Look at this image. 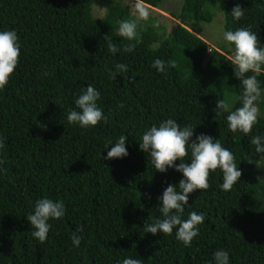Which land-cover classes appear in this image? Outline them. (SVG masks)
I'll return each instance as SVG.
<instances>
[{"label": "trees", "instance_id": "trees-1", "mask_svg": "<svg viewBox=\"0 0 264 264\" xmlns=\"http://www.w3.org/2000/svg\"><path fill=\"white\" fill-rule=\"evenodd\" d=\"M162 1L142 0L152 7ZM95 4L104 7L100 18L93 14ZM134 4L0 0V31L15 30L21 45L18 66L0 89V264H122L125 258L215 264L220 249L228 252L229 264H264V153L251 144L253 136L264 135V73L258 77V122L247 135L233 133L227 115L241 106L242 85L223 49H210L194 33L218 11L224 32L250 26L264 47V0H183L170 32L159 25L158 35L153 29L145 33L140 21L137 39L129 41L119 34L118 22L136 19ZM237 4L245 10L238 21L231 15ZM107 37L120 51H108ZM129 44L136 47L125 52ZM157 58L166 62L164 73L152 67ZM168 61L175 67H167ZM118 63L128 65L127 71L109 79L108 69L115 71ZM88 85L101 93L97 104L106 121L81 128L69 124L67 114L79 111L75 100ZM219 99L229 107L216 116ZM167 119L194 127L189 143L202 133L218 139L242 172L230 191L222 190L218 168L207 190L189 194L182 219L193 211L205 217L190 247L176 239V229L164 235L144 227L163 218V191L169 184L178 188L183 179L175 168L155 170L139 148L144 131ZM121 134L127 136L128 156L104 159L108 142ZM190 160L189 150L184 162ZM43 198L63 201L65 216L49 221L41 243L26 217ZM74 233L81 237L79 247L72 243Z\"/></svg>", "mask_w": 264, "mask_h": 264}, {"label": "clouds", "instance_id": "clouds-1", "mask_svg": "<svg viewBox=\"0 0 264 264\" xmlns=\"http://www.w3.org/2000/svg\"><path fill=\"white\" fill-rule=\"evenodd\" d=\"M135 20L119 21V34L129 41L137 39V28L140 21H147L150 12L143 4L142 0H136ZM245 10L237 4L232 9V17L240 20L244 17ZM155 27H159L157 22ZM225 41L234 45V52L230 57L234 65V75L240 80L242 92L239 96L241 106L231 111L227 115L228 128L233 132H241L245 135L251 133L253 126L258 122L260 110L257 102L261 98V89L258 77L264 73V47L259 46V37L254 33L251 27L238 28L235 31H226L223 34ZM19 37L15 30L0 31V89H3L9 82L10 77L18 66L21 45L18 42ZM108 51L116 53L120 49L107 37ZM135 44H129L124 48L125 52H131L135 49ZM152 67L157 71L164 73L166 71V62L162 59H155ZM167 67H175L174 61H168ZM128 65L116 64L115 71L108 69L109 79L116 80L120 73L126 72ZM252 73V75H247ZM44 75H48L47 72ZM101 93L92 85H88L75 100L79 111L69 110L67 122L69 124H78L81 128L94 127L101 120L106 121L97 101ZM118 107L123 108L120 103ZM228 110V104L223 100L217 101V106L213 110L216 116ZM194 127L181 126L176 120L167 119L160 122L159 126L153 124L144 131L140 150L148 153L155 170L165 173L169 168H175L177 172L183 174V179L179 181L178 188L169 184L163 191L162 205L159 210L163 216L152 224H145L146 232L156 234L162 232L164 235H171L173 229H176V239L181 241L184 246L190 247L193 239L199 234L198 225L203 224L205 217L202 213L193 211L185 220L182 219L185 205L188 204L189 194L195 190H207L210 187L209 176L218 168L222 171L221 188L224 191H230L242 175L237 167L234 154L223 147L218 139H214L206 134L196 136L195 140L189 141L194 135ZM127 136L121 134L115 143L109 141L112 145L104 159L122 158L128 156L126 148ZM251 144L255 146L257 153H264V135H256L251 139ZM3 142L0 141V148H3ZM108 148V147H107ZM191 152L190 162H184V158ZM179 160L177 165L175 162ZM2 163V162H0ZM179 189V190H177ZM65 216V205L63 201H53L49 198H43L36 202L33 213L27 215V221L32 229V236L41 243L48 238L51 228L49 221L51 219L59 220ZM80 232L83 228L79 229ZM74 246L79 247L81 237L75 233L71 237ZM215 264H229V254L220 249L214 253ZM122 264H142V259L125 258Z\"/></svg>", "mask_w": 264, "mask_h": 264}, {"label": "rangeland", "instance_id": "rangeland-1", "mask_svg": "<svg viewBox=\"0 0 264 264\" xmlns=\"http://www.w3.org/2000/svg\"><path fill=\"white\" fill-rule=\"evenodd\" d=\"M130 1H134V3H136V0ZM182 1L183 0H163L158 7H152L143 3L149 10L150 15L148 21H141L142 31H146L145 33H148L150 29L160 30L159 27L154 26L158 22L159 25H163L165 27L166 31L170 32L173 27L179 23V20L175 17V15L179 13ZM134 6L135 4L131 6V15L136 18ZM103 13L104 7L99 4H95L93 6V14L96 18H100ZM157 30H155L156 34L157 32H160ZM194 33L200 36L209 45L210 49H223L226 55L229 57L232 56L234 49L230 46L229 42L225 41L223 38V18L220 12H215L214 18L211 22H199L196 25V30H194ZM210 49L208 50V54H210ZM193 64L194 63H190V65L194 66ZM257 104L261 113L262 105L260 103Z\"/></svg>", "mask_w": 264, "mask_h": 264}]
</instances>
